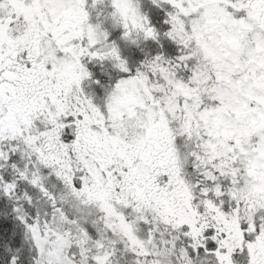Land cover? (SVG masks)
<instances>
[{
  "label": "snow or ice",
  "instance_id": "6c2138e0",
  "mask_svg": "<svg viewBox=\"0 0 264 264\" xmlns=\"http://www.w3.org/2000/svg\"><path fill=\"white\" fill-rule=\"evenodd\" d=\"M0 264H264V0H0Z\"/></svg>",
  "mask_w": 264,
  "mask_h": 264
}]
</instances>
